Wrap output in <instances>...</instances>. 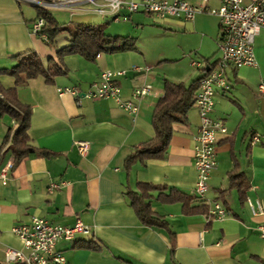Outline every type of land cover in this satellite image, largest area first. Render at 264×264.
Masks as SVG:
<instances>
[{"label": "crops", "instance_id": "1", "mask_svg": "<svg viewBox=\"0 0 264 264\" xmlns=\"http://www.w3.org/2000/svg\"><path fill=\"white\" fill-rule=\"evenodd\" d=\"M185 1L202 4V0ZM218 6L219 0L207 2V7ZM55 10L67 15L58 21L47 10L62 27L94 25L99 17L86 11ZM37 18V9L26 2L0 0V92L14 90L17 101L29 108V142L48 153L14 164L10 144L16 124L9 115L0 117V170L11 164L7 184H0V264H5L6 249L27 254L11 228L29 224L33 218L59 226L80 221L91 228L89 235L77 236L73 242H58L56 249L67 264H264V238L257 230L264 217L252 216L248 206V202L258 201L264 208V95L258 92L264 82V30L253 44L256 67L229 68V91L214 97L210 117L222 122L227 136L218 137L216 167L206 193L196 199L193 151L199 117L195 106L186 125L174 126L163 159L135 160L127 167L125 161L134 147L154 137L152 112L163 97L165 81L188 86L201 79L218 59V19L199 14L192 22L153 20L190 42L177 46L175 57L165 58L176 63L189 61L190 71L176 76L175 81L156 78L155 71L162 66L153 68L137 50L133 29L141 26L144 15L136 14L121 33L102 26L109 36L134 38L136 50L100 54L94 61L69 55L62 60L65 74L52 83L37 77L15 85L8 74L15 64L13 57L33 52L47 66L48 59L56 60V50L68 44L66 34L59 35L52 45L32 35L31 26ZM192 61L201 66L193 68ZM104 71L125 72L117 79L122 100H131L139 87H152V93L140 102L136 117L113 100L82 97ZM63 88H75L79 97L59 93ZM253 136L259 141L253 143ZM76 142L88 143L83 156ZM231 175L239 177L231 182ZM61 183L65 185L47 191L51 184ZM153 187L157 189H150ZM144 191L151 211L166 227L143 225L135 214L129 194ZM172 193L194 200L184 208L182 203L165 201ZM213 203H219L229 215L207 219V204Z\"/></svg>", "mask_w": 264, "mask_h": 264}, {"label": "built area", "instance_id": "2", "mask_svg": "<svg viewBox=\"0 0 264 264\" xmlns=\"http://www.w3.org/2000/svg\"><path fill=\"white\" fill-rule=\"evenodd\" d=\"M36 8L65 9L69 11H86L95 16L108 17L113 22L126 23L136 14H142L163 22L168 18H179L192 22L196 15L205 14L218 19L219 34L215 41L218 59L200 79L194 97V106L199 117L198 134L193 151V166L196 171L194 198H202L208 189V180L216 167V148L219 136H227V130L222 122L213 120L210 114L214 107V97L219 92L224 94L230 87L226 79L229 68L256 67L253 54L255 37L264 30V0H219L217 8L207 7L208 0H202L198 6L185 0H21ZM90 6V7H89ZM47 10V9H46ZM44 21L37 18L31 26V34L39 36L44 27ZM45 42V35L40 36ZM193 68H199L200 62L192 61ZM138 71L140 68H133ZM147 71L148 69H144ZM124 71H104L99 79L92 83L82 95L88 100L110 99L127 114L136 117L140 102L152 93L150 85L135 89L131 100H122L117 79L124 76ZM258 92L264 95V82L258 86ZM61 94H69L78 98L75 88L59 89ZM0 98L2 95L0 93ZM257 136L252 142H258ZM78 153L84 155L88 148L86 142L75 143ZM11 164L0 170V184H7V173ZM61 184H51L47 189L51 192ZM207 219H224L229 212L219 203L207 204ZM252 216L264 217V208L257 201L248 202ZM257 230L264 238V222ZM23 249L20 251L6 249L5 264H67L65 257L56 249L58 242H73L77 236L89 235L91 228L80 221L73 226L53 225L41 218H33L29 224H17L11 228Z\"/></svg>", "mask_w": 264, "mask_h": 264}, {"label": "trees", "instance_id": "3", "mask_svg": "<svg viewBox=\"0 0 264 264\" xmlns=\"http://www.w3.org/2000/svg\"><path fill=\"white\" fill-rule=\"evenodd\" d=\"M36 9L38 18L42 19L45 24L38 37L45 35L47 43L52 45L59 35L66 34L68 44L56 50V60L48 59L47 66H44L41 59L33 52L13 57L15 64L8 74L14 79L15 85H24L28 80L37 77L44 78L46 83H52L56 77L65 74L66 70L62 60L69 55H78L87 61H94L100 54L136 50L134 38L109 36L105 34L102 26L62 27L56 23L46 9ZM199 81L200 79L193 81L188 86L165 81L163 97L157 101L152 112L151 123L155 135L151 140L134 147L133 153L125 161L126 167L135 160L144 162L164 158L174 126L187 124V115L194 106V95ZM3 93L0 98V117L9 115L16 124L10 144L14 164L31 155L48 156L46 151L31 146L29 142L27 135L29 108L17 101L14 90H7ZM238 177V175H231L230 181L234 182ZM129 199L131 207L143 225L161 228L167 226L164 220L151 211L145 191L141 194H129ZM191 199L178 193H172L165 198V201L182 203L185 208L189 201L194 200V198ZM185 212L189 213L190 211L185 209Z\"/></svg>", "mask_w": 264, "mask_h": 264}, {"label": "rangeland", "instance_id": "4", "mask_svg": "<svg viewBox=\"0 0 264 264\" xmlns=\"http://www.w3.org/2000/svg\"><path fill=\"white\" fill-rule=\"evenodd\" d=\"M46 9L58 21H64L67 19V15L60 10ZM153 20V18L144 16L143 21H141V26L133 29V37L137 40V50L146 55L148 63H150V66L153 65V68L158 67V65L162 66L160 70L158 69L155 71L156 78L175 81L176 76H179L184 71H190L189 61L186 58L185 60L182 59V61L176 63L173 62V60L167 61L166 59L175 57L173 55L177 54V46L188 45L190 42H188L181 35L170 31L171 29L169 27L155 24ZM94 25L110 26L112 31L119 33L125 31V27L129 26L122 22L119 24H112L108 19L100 16L95 19Z\"/></svg>", "mask_w": 264, "mask_h": 264}]
</instances>
